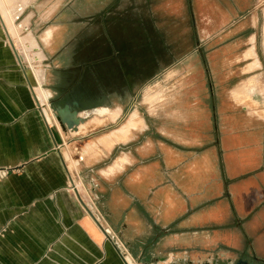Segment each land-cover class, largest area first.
I'll use <instances>...</instances> for the list:
<instances>
[{
  "label": "crops",
  "instance_id": "crops-1",
  "mask_svg": "<svg viewBox=\"0 0 264 264\" xmlns=\"http://www.w3.org/2000/svg\"><path fill=\"white\" fill-rule=\"evenodd\" d=\"M103 1L99 13L106 19L118 4ZM254 2L222 4L216 14L228 18L206 20L215 30L204 40L214 42L211 51L188 54L179 59L183 68L163 75L177 83L166 87L172 90L155 134L137 116L131 58L125 67L114 52L112 105L92 104L84 87L89 64L57 46L49 57L50 92L38 67H19L0 16V264H127L114 247L119 244L146 264H264V6ZM54 36L75 39L70 22L56 23L44 39ZM33 42L24 43L25 61L41 59L26 53L38 50ZM72 103L82 123L96 116L104 125L125 115L113 163L102 170L109 187L97 204L68 189L62 146L83 134L63 131L51 107ZM102 108L118 114L93 113Z\"/></svg>",
  "mask_w": 264,
  "mask_h": 264
},
{
  "label": "rangeland",
  "instance_id": "rangeland-1",
  "mask_svg": "<svg viewBox=\"0 0 264 264\" xmlns=\"http://www.w3.org/2000/svg\"><path fill=\"white\" fill-rule=\"evenodd\" d=\"M108 1L110 0H106L107 3ZM228 1L116 0L113 5H118L107 10L106 19L99 13L101 4H104L103 0H0V5L3 8L1 18L4 20L8 36L18 48L15 47L23 66L30 71L38 67L44 72L43 89L50 92L55 80L51 75L49 57L56 52L57 46H63V51L59 53L78 54V61L83 59L89 64L84 87L93 93L90 99L92 104L112 105L109 91L115 84L114 52H120L118 56L122 58L125 67L129 66L131 58L132 66H137L139 114L136 115L140 120L143 118L149 123L150 131L155 134L160 127L157 120L161 116L163 104H167V97L171 94L166 92L172 90L166 87L175 86L177 83V78L168 79L163 75L167 74L169 69L183 68L185 63L179 60L182 57L197 53L206 55L211 51L214 42L204 40L215 30L206 20L220 14V20L225 21L230 13L227 16L220 12L216 14V9L221 10L220 6ZM254 1L258 8L264 6V0ZM197 11L202 27L197 25ZM191 16L196 18L195 23ZM63 21L70 22L75 39L70 43L65 42V39L56 41L55 36L52 37V42H48V38L44 39L48 30ZM31 38L36 42L38 50H27L26 53L29 55L37 52L41 57L38 62H28L22 58L25 52L24 43L30 41V46L34 44ZM201 40L204 41L203 44H197ZM104 58L105 67L102 64ZM103 67L106 71H103ZM57 86L62 95H66V87L61 86L59 82ZM221 96V99L226 101V94ZM49 102L50 100L47 101L48 105ZM108 110L95 109L93 113L109 114L111 117L112 113ZM124 116L118 121H115L118 115L115 119H107L104 125L102 120L93 116L86 123L80 124L77 132L83 135L64 141V158L71 183L73 182L79 198L97 204L100 203L102 194L104 196L107 192L109 183L102 179L101 176H105L102 170H106L113 163L115 152L118 151L111 148L120 140L119 126L124 122ZM109 170H112V167ZM83 176L87 177L86 181ZM90 181L96 186H91ZM122 247L126 255L125 263L146 264L143 257L139 258L142 261L131 258L127 248L123 245Z\"/></svg>",
  "mask_w": 264,
  "mask_h": 264
},
{
  "label": "water",
  "instance_id": "water-1",
  "mask_svg": "<svg viewBox=\"0 0 264 264\" xmlns=\"http://www.w3.org/2000/svg\"><path fill=\"white\" fill-rule=\"evenodd\" d=\"M6 31V29H5ZM6 37L9 41V45L13 51V53L15 54L19 67L22 70H25L26 68L23 66L21 59L17 53V50L15 49V46L12 42V40L10 39V37L8 36V34L6 33ZM32 88V87H31ZM37 106H39V103L37 102ZM55 115V119L57 120V122L59 123V126L61 127V129L63 131H77L78 126L83 122V116H79L78 114V110H77V104L76 103H72V104H66L62 107H56V108H52ZM80 199V198H79ZM86 211L91 215V217L95 220V222L97 223L99 229L103 232V234L105 235V237L107 238V240H111V238L109 237V235L107 234V232L104 230V228L101 226V224L95 219V217L91 214V212L85 207ZM114 245V244H113ZM115 249L118 251V248L116 245H114ZM153 264V263H152ZM211 264H231L230 262H219V261H212ZM236 264H248V262L246 261H238Z\"/></svg>",
  "mask_w": 264,
  "mask_h": 264
},
{
  "label": "built area",
  "instance_id": "built-area-1",
  "mask_svg": "<svg viewBox=\"0 0 264 264\" xmlns=\"http://www.w3.org/2000/svg\"><path fill=\"white\" fill-rule=\"evenodd\" d=\"M71 177H70V175H69V183H68V189L70 190V191H72L73 192V190H72V188H71ZM95 219L100 223V219H99V217L97 216V215H95ZM101 224V223H100ZM117 247H118V249H119V252L121 253V256H122V258H123V260H124V258L126 257V255H125V250L123 249V247H122V245L121 244H119V246L117 245Z\"/></svg>",
  "mask_w": 264,
  "mask_h": 264
},
{
  "label": "bare ground",
  "instance_id": "bare-ground-1",
  "mask_svg": "<svg viewBox=\"0 0 264 264\" xmlns=\"http://www.w3.org/2000/svg\"><path fill=\"white\" fill-rule=\"evenodd\" d=\"M0 16H1V12H0ZM4 21V20H3ZM7 24V23H6ZM6 29V33H7V28H5ZM8 34V33H7ZM14 45H15V47H16V44H15V42H14ZM17 48V47H16ZM39 87V86H38ZM35 90V89H34ZM35 92V91H34ZM36 95H37V93H36ZM42 97H44L43 96V94H42ZM37 98H39V96L37 95ZM71 185H72V188H73V192L74 193H76V194H78V192H77V190H76V188H75V186H74V184H73V182L71 183ZM74 186V187H73ZM107 232V234H108V231H106ZM126 258V257H125Z\"/></svg>",
  "mask_w": 264,
  "mask_h": 264
},
{
  "label": "flooded vegetation",
  "instance_id": "flooded-vegetation-1",
  "mask_svg": "<svg viewBox=\"0 0 264 264\" xmlns=\"http://www.w3.org/2000/svg\"><path fill=\"white\" fill-rule=\"evenodd\" d=\"M71 103V102H70Z\"/></svg>",
  "mask_w": 264,
  "mask_h": 264
}]
</instances>
